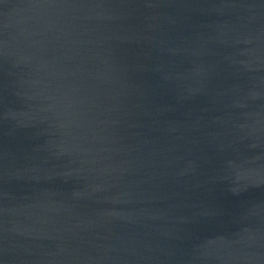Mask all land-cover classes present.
Segmentation results:
<instances>
[{"label":"water","instance_id":"obj_1","mask_svg":"<svg viewBox=\"0 0 264 264\" xmlns=\"http://www.w3.org/2000/svg\"><path fill=\"white\" fill-rule=\"evenodd\" d=\"M0 264H264V0H0Z\"/></svg>","mask_w":264,"mask_h":264}]
</instances>
